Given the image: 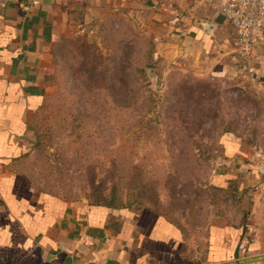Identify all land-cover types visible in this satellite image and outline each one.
I'll use <instances>...</instances> for the list:
<instances>
[{
  "label": "crops",
  "instance_id": "obj_1",
  "mask_svg": "<svg viewBox=\"0 0 264 264\" xmlns=\"http://www.w3.org/2000/svg\"><path fill=\"white\" fill-rule=\"evenodd\" d=\"M130 15L155 39V58L203 77L245 69L264 111V44L239 57L220 3L0 0V264H264V137L221 139L225 164L211 184L241 200L217 207L201 234L154 207L65 199L37 188L21 167L30 122L78 23Z\"/></svg>",
  "mask_w": 264,
  "mask_h": 264
},
{
  "label": "rangeland",
  "instance_id": "obj_2",
  "mask_svg": "<svg viewBox=\"0 0 264 264\" xmlns=\"http://www.w3.org/2000/svg\"><path fill=\"white\" fill-rule=\"evenodd\" d=\"M154 50L135 16L79 22L30 122L21 167L65 199L154 207L201 234L241 200L211 184L225 164L221 139L261 140L264 111L240 66L203 77Z\"/></svg>",
  "mask_w": 264,
  "mask_h": 264
},
{
  "label": "built area",
  "instance_id": "obj_3",
  "mask_svg": "<svg viewBox=\"0 0 264 264\" xmlns=\"http://www.w3.org/2000/svg\"><path fill=\"white\" fill-rule=\"evenodd\" d=\"M220 3L221 14L233 26V51L247 59L257 42L264 44V0H205Z\"/></svg>",
  "mask_w": 264,
  "mask_h": 264
},
{
  "label": "water",
  "instance_id": "obj_4",
  "mask_svg": "<svg viewBox=\"0 0 264 264\" xmlns=\"http://www.w3.org/2000/svg\"><path fill=\"white\" fill-rule=\"evenodd\" d=\"M244 261H247V260L244 259V260H237V261H232V262H228V263H219V264H237V263H243Z\"/></svg>",
  "mask_w": 264,
  "mask_h": 264
}]
</instances>
